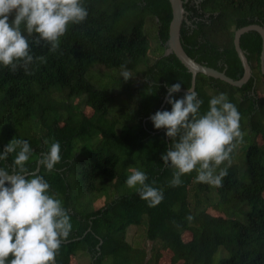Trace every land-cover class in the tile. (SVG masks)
Masks as SVG:
<instances>
[{
	"label": "trees",
	"instance_id": "trees-1",
	"mask_svg": "<svg viewBox=\"0 0 264 264\" xmlns=\"http://www.w3.org/2000/svg\"><path fill=\"white\" fill-rule=\"evenodd\" d=\"M82 2L86 20L69 25L55 53L29 37L32 55L44 56L45 63L34 61L30 74L0 65V153L14 138L27 140L33 154L26 167L33 171L51 143L61 146V161L54 170L38 164L36 171L50 184L49 194L61 200L72 224L54 264H80L79 255L86 257V264H264V146L254 140L264 133L259 34L250 30L239 37L251 71L240 87L201 73L194 77V91L203 101L201 114L213 96L225 93L241 115L244 139L237 145V155L232 154L222 186L196 182L193 171L181 177V186L172 187L174 170L161 159L172 141L166 129H156L150 120L158 109L171 111L166 101L160 106L166 85L181 83L184 89L190 85V73L166 51L169 2L132 3L154 22L153 57L141 19L128 32L115 31L118 5L108 14L98 11L91 0ZM182 7L186 21H181L179 41L184 52L238 79L242 67L233 48V31L252 23L264 27V0H186ZM94 65L106 69L105 75L95 72ZM121 65L131 71L127 81L113 76ZM89 71L94 81L87 77ZM172 95L180 99L185 94ZM15 156L10 153L0 168L11 173ZM225 166L226 162L220 168ZM132 168L145 172L146 183L155 181L152 186L163 191L159 205L149 207L136 189L126 185ZM102 192L108 198L91 208L94 194ZM132 227L142 228L151 242L147 250L126 239ZM164 252L169 253L166 263L160 262Z\"/></svg>",
	"mask_w": 264,
	"mask_h": 264
},
{
	"label": "clouds",
	"instance_id": "clouds-1",
	"mask_svg": "<svg viewBox=\"0 0 264 264\" xmlns=\"http://www.w3.org/2000/svg\"><path fill=\"white\" fill-rule=\"evenodd\" d=\"M87 16L82 0H0V65L12 72L23 68L30 74L29 66L34 61L45 63L46 58L32 55L29 37H34L36 45L46 43L55 53L69 25H78ZM120 67L125 81L132 78L127 65ZM166 87L171 111H157L150 120L156 129H166L172 141L161 156L164 165L174 170L170 186H181V177L193 171L196 182L222 186L232 153L245 135L237 107L227 94L220 93L201 114L203 101L195 91L188 88L182 98L174 99L172 94L180 92L181 83ZM60 150L58 141L51 143L38 164L53 171L61 161ZM13 152L12 173L0 170V264H54L61 243L72 230L70 216L61 200L49 194L45 178L26 167L33 154L29 142L14 138L0 153V161ZM225 162L227 166L220 168ZM146 181L145 172L132 168L126 185L136 189L149 207H155L163 201V191L152 186L155 181Z\"/></svg>",
	"mask_w": 264,
	"mask_h": 264
},
{
	"label": "rangeland",
	"instance_id": "rangeland-1",
	"mask_svg": "<svg viewBox=\"0 0 264 264\" xmlns=\"http://www.w3.org/2000/svg\"><path fill=\"white\" fill-rule=\"evenodd\" d=\"M134 0H91L93 6L98 10V11H103L106 12L108 14H111L115 11L116 6L118 5L119 8L118 13L115 17V19L113 20V29L115 31H119V32H128L131 28V26L134 24V22L138 19H141L142 25H141V30L142 32L147 36L150 48H149V56L153 57L154 53L156 52V43L154 41L155 39V29H154V22L151 19L150 14L147 11H141L137 8L136 5H133ZM94 71L99 74L100 72H104L105 75V71L106 69H104L101 66H97L94 65L93 67ZM113 76H121L120 75V71H118L115 75ZM87 77L91 78L93 81L96 79L92 76L91 72L89 71L87 73ZM105 80H97V83H104ZM118 90V89H117ZM117 90H115V93L117 92ZM263 91H261L262 93ZM260 93V92H259ZM123 94L119 95V97H122ZM67 102V101H65ZM85 113L89 114L90 113V109L85 107L84 108ZM255 142L258 145H262L264 146V133H258L255 135L254 137ZM92 141L87 142L86 144H91ZM88 148H91L90 146H87ZM86 152V150L84 151ZM238 153V148L236 147V149L233 151V155L236 156ZM76 188H72V201L75 202V198L78 197L77 192L75 191ZM108 198V195L106 193H98V194H94V196L92 197L91 201H90V206L91 208L95 209L98 206H100L106 199ZM78 202V201H76ZM79 204V203H78ZM86 204V203H85ZM89 204V202L87 203ZM209 212L215 214L216 211L214 210H208ZM184 238H188V233H185ZM126 239L131 242V243H135L138 242L140 246L145 247L146 250L150 247L151 242L146 240L143 236V230L142 228L140 229H135V228H129L127 230V235H126ZM168 256L169 253L168 252H164L162 255V258L160 259V262L162 263H166L168 261ZM76 261L79 262L80 264H86L87 259L85 256H77L76 257ZM74 263V261H73Z\"/></svg>",
	"mask_w": 264,
	"mask_h": 264
},
{
	"label": "water",
	"instance_id": "water-1",
	"mask_svg": "<svg viewBox=\"0 0 264 264\" xmlns=\"http://www.w3.org/2000/svg\"><path fill=\"white\" fill-rule=\"evenodd\" d=\"M186 0H168L171 10V19L168 24L167 30V49L166 51H171L174 56L178 59V61L186 68V70L190 73V85L189 89L194 91V77L196 73H201L203 75L219 79L228 83L229 85L240 87L244 84L248 78L251 76L250 66L244 54V51L239 46V37L242 33L253 30L256 31L261 39L260 53H259V69L260 73L264 75V27L259 24H247L241 27L236 28L233 31L232 36V44L235 50V53L239 59V62L242 67V74L238 79H232L228 77L223 71H219L212 67L206 66L204 64L196 62L194 59L189 57L184 50L179 41V27L182 20L186 21V11L182 7V3ZM187 89L181 88L180 92L186 94ZM168 93V91H167ZM167 93L164 95L163 100L160 106L166 101ZM159 111L156 110V112ZM155 112V113H156ZM154 113V114H155ZM0 170H2L0 168ZM38 170V161L35 169L33 171ZM12 173V172H11ZM9 173V174H11Z\"/></svg>",
	"mask_w": 264,
	"mask_h": 264
}]
</instances>
